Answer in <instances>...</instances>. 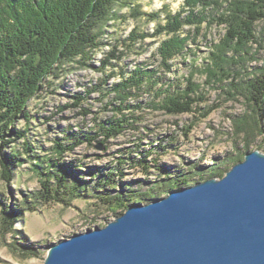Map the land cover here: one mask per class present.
I'll return each mask as SVG.
<instances>
[{
    "label": "trees",
    "instance_id": "16d2710c",
    "mask_svg": "<svg viewBox=\"0 0 264 264\" xmlns=\"http://www.w3.org/2000/svg\"><path fill=\"white\" fill-rule=\"evenodd\" d=\"M119 2L130 6V14L135 18L144 16L155 20L161 12H166L165 22H159L155 32H141L134 28L127 38L129 45L134 46L149 36L165 34L157 48L159 64L157 67L140 65L127 76L122 73L120 80L108 88L109 80L116 73L107 72V64L112 59L120 60L125 53L115 46L96 67L102 76L86 94L74 96L70 104L71 107H79L89 94L96 91L102 100L114 94L104 105L112 109L113 117L101 120L99 115H95V134L68 131L60 140L54 141L51 148L53 154L41 158L27 139L33 118L28 109L29 101L39 95L50 76L59 79L73 70L74 65L93 66L91 60L105 44L103 36L107 27L120 17L116 8ZM262 20L264 0H186L182 10L176 13L167 11L166 7L147 13L133 0H0L1 179L7 183L13 180L14 168L25 161L22 158L24 151L28 161L32 162L33 171L40 178L41 188L34 192L35 199L69 205L73 198L85 193L87 186L60 163L66 152L74 151L84 142L93 144L100 136L99 143L107 149L109 139L121 135L128 128L139 130L142 119L139 113L145 107L170 115L200 112L201 104L209 100L203 88L205 86L220 88L227 100L243 99L246 105L242 114L231 115L233 133L244 141L243 151L238 149L229 153L209 170V178L223 177L229 170L228 165L243 160L256 140H260L259 149L264 152V59L261 64L247 66L248 59H258V50L253 51V48L259 40L257 23ZM204 24L207 29L214 24L223 27L224 33L209 43L202 65H196L198 59L193 56L187 76L168 78L165 73L171 71V60L182 56L186 62L188 45L200 35ZM186 25L195 30L182 35ZM161 69L165 73H160ZM197 74L205 76V85L196 81ZM146 92L151 96L147 103L141 99ZM216 108V104L208 105L200 113L201 118L207 117ZM81 110L84 116L90 113L87 108ZM20 121L24 123L23 128L16 127ZM19 140L23 141L21 150L17 145ZM136 164L141 165L144 171L149 169L145 156L136 160ZM159 171L166 176L161 174L162 179L159 182L155 180L156 184L145 192L132 190L106 178L105 183L119 186L121 190L115 195L102 196L103 204L119 213V209H126L136 197L154 199L153 195H159L162 190L173 189L178 184L189 185V178L184 173L177 174V180H174L168 170ZM28 201L24 199V206L18 210L11 209L10 205L0 206V229L4 235L11 233L13 240L8 245L14 253L23 257L39 256L41 253L35 244L26 243V237L24 240L17 237L21 232L15 227L16 221L26 210L34 209Z\"/></svg>",
    "mask_w": 264,
    "mask_h": 264
},
{
    "label": "rangeland",
    "instance_id": "374dc122",
    "mask_svg": "<svg viewBox=\"0 0 264 264\" xmlns=\"http://www.w3.org/2000/svg\"><path fill=\"white\" fill-rule=\"evenodd\" d=\"M185 1L133 0L147 13L161 11L164 7L167 11L176 13L182 10ZM116 8L120 17L116 21H111L107 27V33L103 36L105 44L91 60L93 66L74 65L73 70L59 79L50 76L39 95L29 101L28 109L33 118L27 139L41 158L52 155L54 141L60 140L68 131L95 134L93 119L95 115H99L101 120L113 117L112 109L104 105L114 94L102 100L100 93L96 91L89 94L81 106L71 107L70 104L73 103L74 96L86 94L102 76L96 67L101 65V60L115 46L125 53L120 60L112 59L107 64V72L116 73L109 80L108 88L120 80L122 73L127 76L135 67L158 66L160 57L157 48L165 34L149 36L134 46L129 45L127 38L134 28L141 32H155L157 24L165 22L166 12H161L159 18L155 20H149L144 16L133 17L130 14V6L123 2H119ZM194 30V27L186 25L182 35ZM200 32V35L188 45L186 62L182 56H177L171 60V71L165 73L161 69L160 73H165L171 79L187 76L194 57L198 59L196 65H202L209 43L217 40L220 34L224 33V28L214 24L211 29H207L204 24ZM257 33L259 40L254 44L253 51L258 50V59H248L249 67L261 64L264 59V20L257 23ZM196 81L204 84L205 76L197 74ZM203 88L209 100L201 104L200 112L170 115L162 110L145 107L144 111L139 113L142 116L139 130L128 128L121 135L109 139L106 143L107 149L106 146L100 147L99 140L102 138L100 136L93 144L84 142L74 151L66 152L60 163L74 176H79L87 186L85 193L81 197L73 198L69 205L35 199L34 192L41 188L40 178L33 171L32 162L28 161L29 157L22 151L24 154L22 158L25 161L14 168L13 180L7 183L0 177V201H3L0 206L10 205L11 209L18 210L24 206V199L29 200L28 205L34 209L26 210L16 221L15 227L21 232L17 237L19 240L26 237V243L35 244L41 253L32 257L14 253L8 245L13 240L11 233L4 235L0 229V264H43L51 245L87 228L105 226L120 212H124L126 209H119V213H115L103 204L102 196L115 195L121 190L119 186L105 183L106 178L124 187L129 186L132 190L145 192L151 189L152 184H156L155 180L159 182L162 179L161 174L166 176L159 171L165 169L174 176V180H177L175 179L177 174L184 173L191 185L208 179L211 166L223 160L229 153L238 149L240 152L243 151L244 141L234 135L231 117L244 112L246 105L243 99L227 100L220 88L212 86ZM141 99L147 103L151 96L146 92ZM211 104H216L217 108L207 117L201 118L200 113ZM81 108L89 109L90 113L84 116ZM23 126V121L16 125L18 128ZM22 142V140L17 142L20 150L23 147ZM259 143V139L252 143L249 151L255 149L262 151L259 149ZM142 156L147 157L148 171H144L141 165L136 164V160ZM233 165H228V168ZM181 186L182 184H178L175 188ZM171 190L165 189L160 191L159 195L153 196L164 197ZM151 200L153 199L136 197L133 202L148 203Z\"/></svg>",
    "mask_w": 264,
    "mask_h": 264
},
{
    "label": "water",
    "instance_id": "95a60500",
    "mask_svg": "<svg viewBox=\"0 0 264 264\" xmlns=\"http://www.w3.org/2000/svg\"><path fill=\"white\" fill-rule=\"evenodd\" d=\"M43 264H264V152L221 178L131 202L105 226L51 245Z\"/></svg>",
    "mask_w": 264,
    "mask_h": 264
}]
</instances>
